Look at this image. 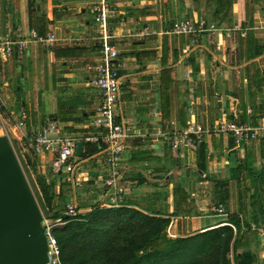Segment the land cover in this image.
<instances>
[{
    "label": "crops",
    "instance_id": "obj_1",
    "mask_svg": "<svg viewBox=\"0 0 264 264\" xmlns=\"http://www.w3.org/2000/svg\"><path fill=\"white\" fill-rule=\"evenodd\" d=\"M107 1L121 63L115 113L132 127L121 153L122 205L167 218L170 238L222 226L234 232L228 218L237 217L243 235L235 255L248 253L242 264H264V136L236 145L229 134L206 132L217 119L264 124V0H232L230 25L205 15L201 1ZM88 3L0 0V36L26 37L33 28L55 37L50 47L29 40L20 55L0 57V135L27 145L30 153L31 134L47 120L75 138L95 131L99 93L92 80L99 53ZM184 18H203L215 29L193 37L168 32ZM131 31L142 34L127 35ZM20 114L24 125L16 128ZM188 124L202 128L199 141L170 147L169 135ZM100 154L79 159L76 196L100 193ZM31 156L50 173L48 153ZM175 186L187 214H173ZM227 257L234 264L231 253Z\"/></svg>",
    "mask_w": 264,
    "mask_h": 264
},
{
    "label": "built area",
    "instance_id": "obj_2",
    "mask_svg": "<svg viewBox=\"0 0 264 264\" xmlns=\"http://www.w3.org/2000/svg\"><path fill=\"white\" fill-rule=\"evenodd\" d=\"M87 7L92 13L95 24L94 39L98 44L99 53V62L94 67L95 73L92 80L99 93L98 102L94 107L91 119V125L95 131L81 138H75L63 135L54 120H47L29 138L32 155L37 157L48 153L50 155V174L70 186L71 197L65 203L64 213L71 217L77 214L74 204L76 199L75 188L79 186V178L81 177L77 168L81 156L78 157L74 153L75 142L99 143L101 145L97 151L101 154L95 160L101 173L99 188L102 203L100 206L119 207L122 206V199L126 191L122 180L121 153L124 149V142L130 136L132 129L125 119L115 113L120 96L121 77L119 70L121 63L117 58L118 48L113 43L114 34L110 27L114 10L107 0H89ZM234 28L233 26L231 29ZM214 29V23L203 18H184L178 22H173L168 32L189 34L193 37L201 32ZM127 33V35L132 36L142 34L141 31ZM29 40L50 47L53 45L55 37L52 33L40 35L33 28L28 30L26 37H22L17 32H6L0 36V57L6 58L14 52L20 55ZM24 120V115L20 114L15 122V127L23 126ZM206 132L229 134L236 145H241L264 136V124L251 126L234 120L217 119ZM202 133L203 130L200 126L188 124L182 132L169 135V145L176 148L179 145L198 142ZM215 210L217 212L222 211L220 206H217ZM60 220V218L57 219V221ZM62 222L64 223L63 220ZM40 224L46 238L47 264H59L57 259L58 246L52 234L50 222L42 218ZM260 234L264 236L263 229L260 230Z\"/></svg>",
    "mask_w": 264,
    "mask_h": 264
},
{
    "label": "trees",
    "instance_id": "obj_3",
    "mask_svg": "<svg viewBox=\"0 0 264 264\" xmlns=\"http://www.w3.org/2000/svg\"><path fill=\"white\" fill-rule=\"evenodd\" d=\"M212 2L208 16L218 23L230 25L232 0ZM82 145L81 157L101 148L99 143ZM49 186L54 184L50 182ZM173 194V214H187L188 211L183 209L184 202L179 200L183 196L178 186L173 188ZM51 198L52 194L46 198L48 204ZM99 201V205L89 209L87 214L60 215L63 226L52 230L58 246L59 264H230L228 253L234 264H242L241 258L248 255L242 253L239 258L235 255L238 240L243 235L237 217L228 218L234 232L229 226H222L189 237L170 238L166 231L167 218L131 206H100L102 200Z\"/></svg>",
    "mask_w": 264,
    "mask_h": 264
},
{
    "label": "water",
    "instance_id": "obj_4",
    "mask_svg": "<svg viewBox=\"0 0 264 264\" xmlns=\"http://www.w3.org/2000/svg\"><path fill=\"white\" fill-rule=\"evenodd\" d=\"M76 141L74 153L82 154ZM42 216L5 135H0V264H47Z\"/></svg>",
    "mask_w": 264,
    "mask_h": 264
},
{
    "label": "rangeland",
    "instance_id": "obj_5",
    "mask_svg": "<svg viewBox=\"0 0 264 264\" xmlns=\"http://www.w3.org/2000/svg\"><path fill=\"white\" fill-rule=\"evenodd\" d=\"M202 2V12L209 15L207 10L214 4L212 0H200ZM3 6L0 4V9ZM21 171L27 181V184L31 190L34 200L37 204L39 212L43 219H47L50 222V228L52 230L60 229L63 226L60 215L65 212V202L70 199V194L65 191V183L61 179H56L55 176L48 174L47 172H41V169L37 167L34 159L31 156L29 148L25 144L17 145L16 143H10ZM52 182L54 186H49ZM54 191V192H53ZM52 194V201L49 204L46 202V198H49ZM83 193L76 196L75 199V211L80 214H87V211H82L80 208L89 206L92 209L94 206L99 205V196L95 192ZM49 195V196H48ZM68 195V196H67ZM102 198V196H101ZM107 207V206H105Z\"/></svg>",
    "mask_w": 264,
    "mask_h": 264
}]
</instances>
